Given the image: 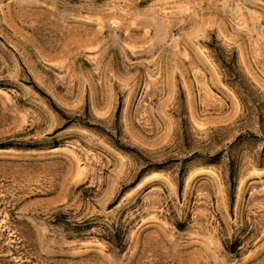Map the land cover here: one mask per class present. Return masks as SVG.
Returning <instances> with one entry per match:
<instances>
[{
  "label": "rangeland",
  "instance_id": "rangeland-1",
  "mask_svg": "<svg viewBox=\"0 0 264 264\" xmlns=\"http://www.w3.org/2000/svg\"><path fill=\"white\" fill-rule=\"evenodd\" d=\"M0 264H264V0H0Z\"/></svg>",
  "mask_w": 264,
  "mask_h": 264
}]
</instances>
